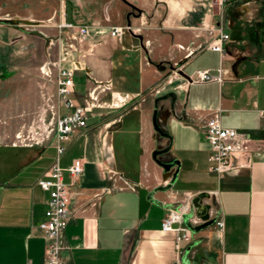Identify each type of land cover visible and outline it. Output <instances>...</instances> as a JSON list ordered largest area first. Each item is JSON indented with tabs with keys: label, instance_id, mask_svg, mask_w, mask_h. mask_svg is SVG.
<instances>
[{
	"label": "crops",
	"instance_id": "obj_1",
	"mask_svg": "<svg viewBox=\"0 0 264 264\" xmlns=\"http://www.w3.org/2000/svg\"><path fill=\"white\" fill-rule=\"evenodd\" d=\"M23 4L30 18L44 22L40 35L52 48L47 65L67 44L58 23L92 27L76 44L82 67L69 96L75 105H91L87 119H97L73 132L58 158L71 214L62 261L264 264V0H227L223 10L209 0ZM124 25L133 30L110 36L112 27ZM219 26L229 35L222 54L207 48L209 29ZM218 68L221 83L186 82L198 70ZM52 74L55 80L56 69ZM58 106L59 113L68 111ZM216 110L223 126L251 138L248 165L221 176L210 171L202 126ZM156 150L165 152L153 157ZM55 157L53 139L0 143V264L44 263L40 224L49 193L38 180ZM74 159L82 162L75 178L66 170ZM158 161L172 165L165 171ZM183 204L180 225L190 239L180 241V253L177 232L162 230V220ZM220 215L222 231L214 224Z\"/></svg>",
	"mask_w": 264,
	"mask_h": 264
},
{
	"label": "built area",
	"instance_id": "obj_2",
	"mask_svg": "<svg viewBox=\"0 0 264 264\" xmlns=\"http://www.w3.org/2000/svg\"><path fill=\"white\" fill-rule=\"evenodd\" d=\"M210 5L223 6L227 0H209ZM60 29L59 34L66 36L67 44L63 48L62 55L51 65H47L42 70V76L48 78L50 76L51 67H55L57 74L55 77L56 84V105L54 120V144L56 157L53 163L45 172V176L38 180V185L44 191L49 193V200L45 210V220L40 224L46 239L45 261L43 264H65L61 259V251L63 249L61 237L71 217L70 189L63 183V168L58 164V158L64 153L65 146L63 142L67 141L70 135L81 129H85L88 125L87 118L91 105H75L69 96L73 92V75L75 70L82 67L80 57L83 53L77 50L76 44L83 42L90 32V25H74L72 23H60L57 25ZM66 30V32H63ZM129 25L114 26L110 29L109 34L112 37H119L126 31H132ZM209 34L213 36L207 44V48L221 53L223 51V42L229 39L228 33L223 31L222 27H213L209 29ZM75 56L70 59L71 53ZM71 62L70 67H64L62 62ZM224 71L222 68L212 70H198L188 78L186 82L190 84H199L206 82L223 81ZM95 99L96 97H92ZM61 104L67 112L59 113ZM54 106V105H53ZM203 131L207 142L209 143L208 159L210 161V171L217 176L248 165L250 156L249 143L251 138L244 132L234 128L225 127L220 121L219 111H214L203 123ZM48 133H44L42 137L33 139L31 142H20L24 144L33 142H42L45 138L49 139ZM71 177L75 178L82 171V162L80 159H74L70 166L66 168ZM191 193H185L186 198H190ZM188 205L183 204L176 209H171L162 220V230H175L177 232L175 239V248L180 252V241L189 240L190 236L187 231L181 227L183 213L187 210ZM174 224H179L174 227ZM218 231H222L224 222L222 216H218L214 222ZM181 253V252H180ZM30 264V263H27ZM174 264H183L178 258Z\"/></svg>",
	"mask_w": 264,
	"mask_h": 264
},
{
	"label": "rangeland",
	"instance_id": "obj_3",
	"mask_svg": "<svg viewBox=\"0 0 264 264\" xmlns=\"http://www.w3.org/2000/svg\"><path fill=\"white\" fill-rule=\"evenodd\" d=\"M0 4V143L31 142L47 132L52 140L56 84L52 73L42 76L41 69L47 66L43 60L52 49L40 35L44 22L38 21L40 15L30 18L23 0H0ZM15 13L29 18L22 20Z\"/></svg>",
	"mask_w": 264,
	"mask_h": 264
},
{
	"label": "water",
	"instance_id": "obj_4",
	"mask_svg": "<svg viewBox=\"0 0 264 264\" xmlns=\"http://www.w3.org/2000/svg\"><path fill=\"white\" fill-rule=\"evenodd\" d=\"M96 119H97V117L89 118V119H87V123H91V122H93V121L96 120ZM163 152H165V150H156V151L153 152L152 155H153V157H155L156 155L161 154V153H163ZM158 163L164 168L165 171L169 170V168H170L171 165H172V164L161 163V162H159V161H158Z\"/></svg>",
	"mask_w": 264,
	"mask_h": 264
},
{
	"label": "bare ground",
	"instance_id": "obj_5",
	"mask_svg": "<svg viewBox=\"0 0 264 264\" xmlns=\"http://www.w3.org/2000/svg\"><path fill=\"white\" fill-rule=\"evenodd\" d=\"M41 126H43V125H41Z\"/></svg>",
	"mask_w": 264,
	"mask_h": 264
}]
</instances>
